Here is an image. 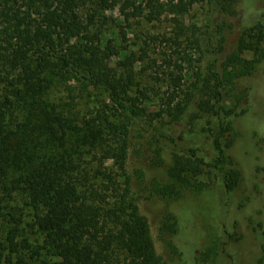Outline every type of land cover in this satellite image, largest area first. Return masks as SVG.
Wrapping results in <instances>:
<instances>
[{
  "label": "trees",
  "instance_id": "trees-1",
  "mask_svg": "<svg viewBox=\"0 0 264 264\" xmlns=\"http://www.w3.org/2000/svg\"><path fill=\"white\" fill-rule=\"evenodd\" d=\"M200 1L205 32L196 43L210 56L206 72L185 90L183 63L192 59L166 58L177 73L167 74L170 93L153 111L139 89L137 63L145 50L137 59L123 42L134 21L172 13L177 22L197 0H0V264H167L141 197L132 195L134 183L149 198L171 202L190 192L208 195L221 221L210 251L214 263H224L226 239H244H233L238 222L227 224L226 199L244 181L234 122L248 113L253 88L247 82L264 64V11L248 0ZM107 10L119 12L113 37L104 26ZM241 10L242 34L228 51L227 31ZM91 90L110 104L82 118L73 103ZM202 114L213 121L211 160L183 147L184 136L177 134ZM133 140H147L151 166L163 173L148 184L143 167L128 169ZM12 195H21L31 210L39 235L34 243L21 237L19 226L4 224L2 200ZM189 218L181 224V215L168 212L162 221L161 239L177 264H201ZM259 251L246 261L264 264V246Z\"/></svg>",
  "mask_w": 264,
  "mask_h": 264
},
{
  "label": "rangeland",
  "instance_id": "rangeland-1",
  "mask_svg": "<svg viewBox=\"0 0 264 264\" xmlns=\"http://www.w3.org/2000/svg\"><path fill=\"white\" fill-rule=\"evenodd\" d=\"M163 1L167 2V0ZM248 1H250L248 4L255 10L264 11V4L259 0ZM202 4L200 0H197L185 17H181L177 22L175 21L176 15L164 13L159 19L154 21L146 19H141L139 22L134 21L132 28L128 30V40L123 42L124 46L127 45L128 50H132L136 54L135 58L137 59L143 54L141 50H145L142 55L143 60L137 63L139 89L142 93V100H145L153 111L160 109L163 103L162 100H166L170 93L168 88L170 77L167 74L170 72L177 73L176 70L166 67L164 63L166 58L172 57L176 60L179 59V56L188 54L192 59L191 65L183 63L186 68L184 72L186 79L183 83L185 90L189 86H193L198 72H206L210 56L209 54H204L203 50L205 48H199L196 43L197 40L201 44L203 43L202 38L205 32L202 20ZM242 14L245 15L244 11L241 10L240 17L232 20L235 28L227 31L228 51L235 47L242 34L241 24L245 20ZM104 16L109 18V22L104 25L108 36L113 37V32L118 35L120 29L113 21L114 19H119L118 10H107ZM241 16L244 18L243 23ZM101 17L95 18L97 24L102 22L103 17ZM247 57H251V55H247ZM153 60L156 61L154 65H152ZM247 84L253 88V95L245 106L248 109V113L234 122L235 131L239 133L237 147L240 160L244 166V181H242L232 196L226 199L228 205H226L227 224H231L233 219L238 222L237 234L233 235V239L237 241L243 234L244 239L241 241L242 244L241 242H233L231 239H226L223 245L226 252L224 263H214L210 255L211 248L214 242L218 240L217 235L220 233L217 223L221 221L215 216L212 204L207 198L209 197L208 195L207 197L205 194L197 196L196 193L190 192L183 199L171 202L155 195L149 198L148 190L142 192V188L137 183L132 186V195L141 197V212L151 224L157 252L167 264H177L178 261V258L173 259L171 257L166 244L161 239L162 221L167 218L168 212L177 216L181 215V224L185 222L188 216L190 221L194 218L191 232L195 236L192 240L196 244L195 253L199 256L201 264H250L246 259L254 260L257 258L259 250L264 246V234L259 228V223H261L264 229V64L261 65L258 72ZM56 93L53 92L51 97L55 99L63 97L61 93ZM76 100L73 103L75 105L73 111H79L82 118L88 119L96 117L102 112L101 110L106 108L107 104H110L105 94L95 90L89 91ZM212 122L210 116L202 114L201 119L195 120L193 124H185L180 127L177 134H183L184 136V141L181 142V145L188 149L192 148L200 157L211 160L215 154L212 145L213 138L210 132V128H213ZM242 134L246 137H241ZM142 141L137 143V140H133V147H131L129 154L128 169L131 171L133 167H143L148 175L145 178V184H148L151 179L160 177L163 173L161 170L151 166L150 153L148 151L149 145L147 140ZM137 149H139L140 153L136 151ZM112 163V160H110L106 165L111 167ZM201 180L207 181V176L202 177ZM2 196L0 193V198ZM23 200L21 195H12L11 198L4 196L2 206L4 207L5 218L3 221L5 220L4 224L7 228L19 226L21 237H29L31 242L34 243L39 238V235L37 230L31 226L33 222L31 210L25 206ZM229 228L231 229V226ZM166 236L168 237L169 235ZM188 244H190L189 241L180 246L184 249ZM44 258L45 256L42 257V259ZM36 264L42 263L38 261ZM189 264H192V262L190 261Z\"/></svg>",
  "mask_w": 264,
  "mask_h": 264
}]
</instances>
